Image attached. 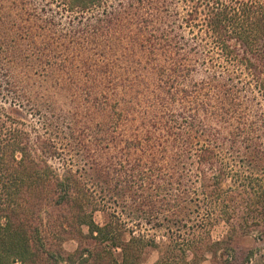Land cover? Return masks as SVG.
Returning <instances> with one entry per match:
<instances>
[{
    "label": "rangeland",
    "instance_id": "1",
    "mask_svg": "<svg viewBox=\"0 0 264 264\" xmlns=\"http://www.w3.org/2000/svg\"><path fill=\"white\" fill-rule=\"evenodd\" d=\"M83 1L0 0L7 32H14L7 40L16 48L15 56L0 55V106L26 133L28 151H32L36 166H47L60 173L62 178L71 171L80 180L71 192L72 197L84 203L86 212L91 214L96 209L92 214L97 223L103 224L112 218L117 220L116 214L124 222L120 226L125 230V239L131 237L130 228L135 231L134 235L146 234L145 239L150 244L142 247V258L137 264H156L160 259H163L162 264H184L185 261L186 264H230L224 250L230 244L216 247L215 253H204V259L200 261L192 251H180L176 234L179 230L188 233V228L178 229L174 215L169 216V220L163 218L168 212L162 207V199L168 192L174 198L183 190H189V195L195 196L193 193L198 186L196 152L199 148L195 145L188 154L186 177L181 180L183 186L179 180L178 162L173 165L175 170H171L176 174L174 179L164 177L165 166H168L164 146L170 144L171 147L176 137L175 142L180 145V133L183 132L178 127L182 117L177 118V124L170 121L176 120L177 113H182L180 98L183 92L179 88L183 85L177 83L173 96L166 93L169 90L166 84L161 85V79L164 83L166 79L155 66L147 63V43L143 46L150 36L144 20L147 13L139 19L134 16L130 0H105V4L87 6ZM144 5L143 10H146L148 6ZM167 5L179 13L180 21L192 9L193 3L190 0H166L164 6ZM180 32L192 37L188 27ZM3 37L0 36V40ZM199 38L202 39L203 34ZM206 54L203 49L200 57L193 59L194 70L188 74L184 86L187 85V91L191 93L190 106L196 119L215 126V112L226 105L216 100L213 86L202 84L210 80L216 70L224 68L217 52L210 50ZM161 60L168 62L165 56ZM231 69L236 70L235 67ZM240 82L243 103L233 121L260 120L264 117L261 91L246 72L241 73ZM167 97L172 101L168 108L164 103ZM175 151L171 150L169 156L175 155ZM226 152L221 156L228 159L230 155ZM138 159L143 168L153 166V186L148 190L141 188V196L136 199L126 187L120 188L122 197L115 194L110 188L111 184L116 185V178L110 181L114 173V177L117 175L115 169H122L123 177L129 176ZM160 185V191L156 193ZM152 189L153 194L149 192ZM148 192L151 200L145 202ZM55 197L48 195L49 204L41 214L43 229L52 237L50 241L55 240L54 233L61 229L55 223L56 219L70 231L78 232L79 228L73 218L77 212L75 203L53 207ZM150 214L158 218L148 222ZM185 218L186 224L197 221L194 212ZM82 229L85 233L89 231L86 225ZM227 230V225L220 223L210 233L218 240L227 234ZM152 238L155 241L151 242ZM80 241L85 247L96 249L93 240L68 235L63 240L64 249L73 252ZM235 245L242 253L252 247L262 248V243L252 237H244L230 247ZM51 248L57 249V245L52 244ZM261 253L264 249L244 264H257ZM184 257L185 261L182 260Z\"/></svg>",
    "mask_w": 264,
    "mask_h": 264
},
{
    "label": "trees",
    "instance_id": "2",
    "mask_svg": "<svg viewBox=\"0 0 264 264\" xmlns=\"http://www.w3.org/2000/svg\"><path fill=\"white\" fill-rule=\"evenodd\" d=\"M190 1L193 3L192 9L178 21L179 13L170 9L169 5L164 6L166 0H130L134 16L139 19L147 13L144 20L150 36L143 43V46L147 43V63L155 66L161 77L166 79L165 83L161 79V85L166 84L169 89L166 93L173 96L177 83L183 85L179 88L183 92L180 98L182 113L176 114V120H170L177 124V118L182 117L178 127L183 132L180 133V145L176 144V137L171 147L170 144L164 146L168 165L165 166L167 171L163 173L164 177L174 179L176 174L173 171L178 162L179 180L185 179L188 154L195 149V145L198 144L199 148L196 152L198 186L193 193L195 196L189 195V190H183L175 198L168 192L162 199V207L168 212L163 218L169 220V216L174 215L178 229L182 226L188 228V233L179 230L175 238L180 251H192L199 261L204 259V253H215L216 247L231 245L244 237L261 242L262 248L252 247L244 253L237 245L224 247L226 260L230 264H244L264 249V117L257 121H233V116L243 103L241 73L246 72L251 76L254 86L264 97V0ZM83 2L86 6L105 4V0ZM144 4L148 6L146 10H143ZM4 17L0 11V36H4L0 40V55L15 56V45L7 40L14 32H7ZM184 27L189 28L192 37L180 32ZM195 28L198 33H195ZM201 34L203 40L199 38ZM203 49L205 54L210 50L217 52L224 68L222 71L216 70L211 79L202 84L205 87L213 86L216 100L226 105L215 112V126L196 119L190 106L193 101L190 99L191 93L187 91V85L184 86L188 74L194 70L191 62L200 57ZM164 56L168 62L161 60V63L160 58ZM164 103L168 108L172 101L167 97ZM171 115L174 116V113ZM17 122L0 106V264L139 263L142 247L150 244L145 239L146 234L134 235L135 231L130 228L131 237L125 239V230L120 226L124 222L116 214L114 217L117 220L112 218L103 224L97 223L92 214L96 209L90 214L80 199L72 197L71 192L80 180L71 171L62 178L60 173L47 166H36L32 151H28L30 146L25 141L26 133L18 128ZM173 149L176 150L175 155L169 156ZM225 150L230 155L228 159L221 156ZM21 153L24 155L21 156ZM137 162L129 176L123 177L122 169H115L117 175L114 177V173L110 179L116 178V185H110L115 194L121 196L123 192L120 188L126 187L136 199L141 196V188L148 190L153 186V166L143 168L139 159ZM123 182L125 185H122ZM180 184L183 186V181ZM160 188L161 185L156 188V193ZM152 191L149 192L153 194ZM149 192L144 198L145 202L151 200ZM50 194L56 196L52 200L53 207L73 206L75 203L77 211L73 218L79 226L78 232L63 227L60 219L55 220L61 227L53 237L58 241H50V232L43 229L44 218L41 214L49 204L46 198ZM191 212L196 213L197 221L184 223ZM154 218L158 216L150 214L147 221L151 222ZM220 223L227 225V234L215 240L210 231ZM83 225L88 226V233L83 231ZM67 235L91 239L96 243V249L85 247L80 241L75 251L68 252L63 246ZM153 241L154 238L151 239ZM52 244H56L57 249L53 250ZM260 258L257 264H264V253ZM182 260L185 261V257ZM162 263L163 259H160L156 264Z\"/></svg>",
    "mask_w": 264,
    "mask_h": 264
}]
</instances>
